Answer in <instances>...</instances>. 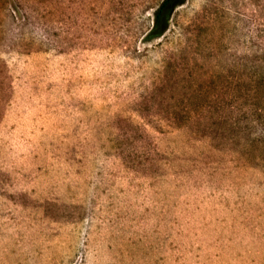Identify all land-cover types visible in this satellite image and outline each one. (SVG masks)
<instances>
[{"label": "rangeland", "instance_id": "rangeland-1", "mask_svg": "<svg viewBox=\"0 0 264 264\" xmlns=\"http://www.w3.org/2000/svg\"><path fill=\"white\" fill-rule=\"evenodd\" d=\"M0 0V264H264V0Z\"/></svg>", "mask_w": 264, "mask_h": 264}, {"label": "trees", "instance_id": "trees-1", "mask_svg": "<svg viewBox=\"0 0 264 264\" xmlns=\"http://www.w3.org/2000/svg\"><path fill=\"white\" fill-rule=\"evenodd\" d=\"M184 0H161L154 8L152 22L146 33L148 39L161 36L166 30L172 10Z\"/></svg>", "mask_w": 264, "mask_h": 264}]
</instances>
